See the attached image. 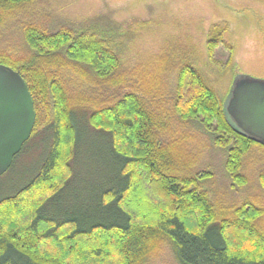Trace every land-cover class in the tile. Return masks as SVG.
<instances>
[{
  "label": "trees",
  "instance_id": "16d2710c",
  "mask_svg": "<svg viewBox=\"0 0 264 264\" xmlns=\"http://www.w3.org/2000/svg\"><path fill=\"white\" fill-rule=\"evenodd\" d=\"M32 1L0 0V26ZM100 28L25 23L20 34L29 54L16 60L0 55V65L23 78L36 117L9 170L27 155L38 160L30 179L0 198V264H147L162 243L177 264H264L261 211L243 205L230 216L215 214L198 177L182 175L186 168L173 156L178 140L170 150L161 141L166 124L153 109L152 84L118 73L116 46ZM111 32L124 35L118 28ZM212 39L210 58L221 41ZM72 65L87 67L99 83L120 86V93L106 104L74 93L56 72ZM173 105L183 121L195 119L216 134L226 172L243 184L240 160L258 143L232 127L224 99L189 65L178 71ZM84 154L98 162L91 163V179L80 182ZM189 218H195L191 226Z\"/></svg>",
  "mask_w": 264,
  "mask_h": 264
},
{
  "label": "rangeland",
  "instance_id": "374dc122",
  "mask_svg": "<svg viewBox=\"0 0 264 264\" xmlns=\"http://www.w3.org/2000/svg\"><path fill=\"white\" fill-rule=\"evenodd\" d=\"M32 22L77 30L97 24L105 29L104 36L116 46L122 63L118 73H134L141 83L152 84L156 93L153 109H159L161 121L166 124L161 141L169 149L178 140V153L173 156L181 168H186L181 170L182 175L191 172V176L198 177L216 215L230 216L243 205L258 208L264 230V146L252 144L243 155L237 173L243 176L244 183L239 185L226 172V151L214 144L216 134L205 131L195 119L183 121L174 113L173 105L178 71L183 65L198 72L224 99V105L235 80L247 77L264 82V0H33L15 10L0 26V55L16 60L29 54L20 29ZM116 28L124 32L123 37L112 36ZM212 38L221 41L210 58L208 42ZM56 72L81 97L106 104L120 93V86L97 82L83 65ZM43 116L45 123L48 118L45 113ZM158 122L159 115L155 119ZM183 154L184 160L178 157ZM25 158L0 176V198L13 194L30 179L38 160L30 155ZM80 160L79 181H88L91 163L98 160L90 154ZM208 172L211 177L205 175ZM145 188L152 201V186ZM194 219H188L189 226ZM147 264L177 263L168 243H162L149 255Z\"/></svg>",
  "mask_w": 264,
  "mask_h": 264
},
{
  "label": "water",
  "instance_id": "95a60500",
  "mask_svg": "<svg viewBox=\"0 0 264 264\" xmlns=\"http://www.w3.org/2000/svg\"><path fill=\"white\" fill-rule=\"evenodd\" d=\"M226 118L242 136L264 146V82L235 80ZM34 105L20 74L0 65V176L30 139L35 124ZM237 126H234V125Z\"/></svg>",
  "mask_w": 264,
  "mask_h": 264
},
{
  "label": "flooded vegetation",
  "instance_id": "af4514ba",
  "mask_svg": "<svg viewBox=\"0 0 264 264\" xmlns=\"http://www.w3.org/2000/svg\"><path fill=\"white\" fill-rule=\"evenodd\" d=\"M234 126H237L236 124Z\"/></svg>",
  "mask_w": 264,
  "mask_h": 264
}]
</instances>
